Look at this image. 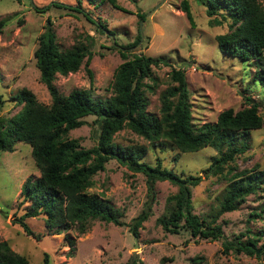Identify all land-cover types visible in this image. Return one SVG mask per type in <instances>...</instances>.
<instances>
[{"label": "rangeland", "instance_id": "rangeland-1", "mask_svg": "<svg viewBox=\"0 0 264 264\" xmlns=\"http://www.w3.org/2000/svg\"><path fill=\"white\" fill-rule=\"evenodd\" d=\"M79 1L92 20H101L106 29L91 23L81 13L53 6L56 2L75 6ZM187 1L193 25L181 9L182 0H116L125 11L114 8L107 0H94V4L88 0H0V19H6L0 35V98L3 100L0 115L7 119L21 109L22 105L13 98L22 88L32 91L39 102L51 103L46 87L39 80L34 57L38 37L50 23L60 48L67 49L79 40L88 43L92 54L89 62L92 81L84 64L76 72L56 75L55 84L62 94L85 89L95 98L111 96L114 73L124 59L120 51H124L129 57L133 53L162 56L172 67L183 69L192 114L199 123L214 122L227 108L239 110L246 105V95L260 101L262 127L251 132V147L236 158L235 164L240 169L255 164L264 167V85L254 77L253 63L241 62L219 50L215 36L228 31V22L211 25L204 6L197 0ZM262 4L264 7V0ZM139 14H144V18ZM170 70L171 66L166 65L154 68L155 88L147 91L151 113H159L160 93L170 84ZM83 119L85 123L71 130L68 136L90 148L97 142V126L94 116ZM114 142L142 145L146 148L144 161L154 164L159 157L166 166H175L176 172L184 174L200 172L216 155L209 148L179 155L173 161L175 152L151 147L146 139L128 128L118 131ZM31 175L37 177L39 170L29 144L18 142L12 152L0 150V240L27 256L30 264H43L44 253L48 254L50 264H194L193 258L197 256L206 264H264V255L258 258L226 252L222 244L225 238L231 239L246 226L255 229L264 226V220L253 216L249 223L246 221L249 213L257 210L258 197L250 195L236 210L219 216L217 223L222 226L223 238L199 239L184 230L166 232L157 219L167 212L166 199L177 192V186L166 180L157 181L151 200L145 175L131 171L116 159L108 160L104 170L92 177L93 184L87 192L98 194L117 207L122 212L124 225L96 219L84 233L70 230L75 248L69 256L64 239L67 232L51 233L42 215L27 220L33 230L44 234L39 240L26 237L13 223L21 185ZM224 176H205L192 188L194 213L205 216L218 208L227 184ZM147 205L151 206L149 216L138 228V237H134L129 229L132 220Z\"/></svg>", "mask_w": 264, "mask_h": 264}, {"label": "trees", "instance_id": "trees-1", "mask_svg": "<svg viewBox=\"0 0 264 264\" xmlns=\"http://www.w3.org/2000/svg\"><path fill=\"white\" fill-rule=\"evenodd\" d=\"M94 4V0H88ZM114 8L123 10L116 0H107ZM204 6L211 25L228 22V31L215 36L219 50L241 62L253 63L264 85V7L262 0H197ZM57 8L83 14L91 23L106 29L101 20L93 21L80 1L75 6L59 2ZM68 7V8H67ZM181 9L190 24L193 17L187 0H182ZM141 19L144 14H139ZM6 19H0V35ZM230 22V23H229ZM140 40V35L137 42ZM123 62L116 69L113 94L106 98L93 97L89 90L73 89L62 94L55 84L57 74L67 75L79 70L82 64L92 81L89 68L91 51L88 43L77 41L62 49L57 36L48 23L38 37L34 51L39 80L46 87L51 103L44 104L27 88L20 89L14 100L21 109L4 119L0 115V150L12 152L18 142L30 145L33 160L39 175L29 176L21 185L17 210L13 223L22 234L40 239L43 233L33 230L27 220L40 215L46 228L53 234L67 232L65 243L68 254L75 248L69 231L77 229L84 233L93 220H102L122 226V212L107 199L88 193L92 177L104 170L105 163L116 159L133 172L146 177L151 200L157 181H169L177 186V192L166 199L167 212L157 219L164 231L179 233L184 230L191 237L216 240L223 238V229L217 223L219 216L236 210L248 196L258 197L257 210L247 218L264 220V167L255 164L250 168L236 166L238 156L251 147V132L260 129L263 118L259 113L260 101L250 95L244 96L245 106L239 110L227 108L221 111L214 122L199 123L194 120L192 102L185 71L172 67L168 59L143 53L130 57L120 51ZM171 66L170 84L160 93L159 113L148 111L147 91H154L156 78L154 68ZM147 80L152 81L148 83ZM3 100L0 98V109ZM94 116L97 142L90 148L83 147L79 140L70 138L69 132L82 126L86 116ZM128 128L146 139L151 147L175 152L179 155L194 154L202 149H213L216 155L200 172L178 173L175 166H166L162 158L154 164L143 160L146 148L142 145H121L114 142V135ZM226 175L225 185L219 198L218 208L200 216L193 212L192 188L199 185L205 176ZM225 177V176H224ZM24 207V208H22ZM147 205L131 223L130 232L138 237V228L150 213ZM22 210V213H18ZM223 249L228 252L258 258L264 255V226L257 229L246 226L231 239H224ZM194 264H206L202 257H194ZM0 264H30L27 256L15 252L7 241L0 240ZM43 264H50L44 253Z\"/></svg>", "mask_w": 264, "mask_h": 264}, {"label": "water", "instance_id": "water-1", "mask_svg": "<svg viewBox=\"0 0 264 264\" xmlns=\"http://www.w3.org/2000/svg\"><path fill=\"white\" fill-rule=\"evenodd\" d=\"M140 31H141V27H140Z\"/></svg>", "mask_w": 264, "mask_h": 264}]
</instances>
